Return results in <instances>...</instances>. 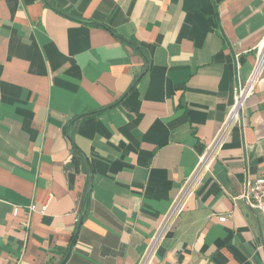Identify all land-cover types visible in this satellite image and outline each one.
Here are the masks:
<instances>
[{
  "label": "crops",
  "instance_id": "obj_1",
  "mask_svg": "<svg viewBox=\"0 0 264 264\" xmlns=\"http://www.w3.org/2000/svg\"><path fill=\"white\" fill-rule=\"evenodd\" d=\"M263 38L264 0H0V264H140ZM262 172L264 65L147 264H264Z\"/></svg>",
  "mask_w": 264,
  "mask_h": 264
},
{
  "label": "built area",
  "instance_id": "obj_2",
  "mask_svg": "<svg viewBox=\"0 0 264 264\" xmlns=\"http://www.w3.org/2000/svg\"><path fill=\"white\" fill-rule=\"evenodd\" d=\"M264 65V38L257 48L255 64L251 73L245 82L239 83L235 90L234 102L227 114V117L219 128L217 134L207 146L204 154L200 157L199 163L193 174L186 181L182 191L176 198L168 213L164 216L158 230L151 239V243L140 264H147L150 260L158 242L162 235L166 232L173 220L180 214L185 204L186 198L191 194L199 177L209 169L211 162L216 157L218 151L224 144L232 126H234L240 118V114L245 106L246 101L253 92L254 85L258 79L259 73ZM236 199L245 200L249 207L261 214L264 218V172L253 180L246 179L243 183L242 193ZM31 209H33L31 207ZM226 216H220L219 221H226Z\"/></svg>",
  "mask_w": 264,
  "mask_h": 264
},
{
  "label": "trees",
  "instance_id": "obj_3",
  "mask_svg": "<svg viewBox=\"0 0 264 264\" xmlns=\"http://www.w3.org/2000/svg\"><path fill=\"white\" fill-rule=\"evenodd\" d=\"M87 203H88V193L86 194V197L84 198V201H83V204H82V211H83V213H84V211H85V208H86V206H87Z\"/></svg>",
  "mask_w": 264,
  "mask_h": 264
}]
</instances>
